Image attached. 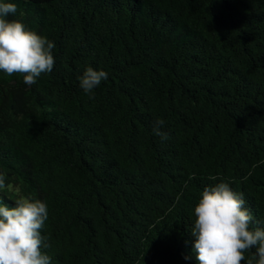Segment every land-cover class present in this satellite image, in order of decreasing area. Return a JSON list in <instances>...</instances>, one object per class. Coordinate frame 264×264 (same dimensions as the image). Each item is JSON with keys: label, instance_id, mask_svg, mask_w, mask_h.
Here are the masks:
<instances>
[{"label": "trees", "instance_id": "16d2710c", "mask_svg": "<svg viewBox=\"0 0 264 264\" xmlns=\"http://www.w3.org/2000/svg\"><path fill=\"white\" fill-rule=\"evenodd\" d=\"M0 2L56 45L31 86L0 71V203L47 204L51 264H198L194 208L221 181L264 227V0Z\"/></svg>", "mask_w": 264, "mask_h": 264}, {"label": "clouds", "instance_id": "9594fccd", "mask_svg": "<svg viewBox=\"0 0 264 264\" xmlns=\"http://www.w3.org/2000/svg\"><path fill=\"white\" fill-rule=\"evenodd\" d=\"M16 12V4L0 2V71L20 74L31 86L42 74L52 72L56 45L22 21L6 19ZM107 79L105 70L89 66L79 77L80 87L94 99L93 89ZM164 124L158 119L153 129L161 140L168 139V134L161 131ZM5 187L4 176L0 175V189ZM245 205L243 193L234 191L228 182L203 189L194 208L192 230L198 264H264V227L250 229L253 217ZM48 215V206L40 199L20 197L14 207L0 203V264H51V257L42 251L48 246L41 234ZM253 248L255 253L247 258L245 253Z\"/></svg>", "mask_w": 264, "mask_h": 264}]
</instances>
